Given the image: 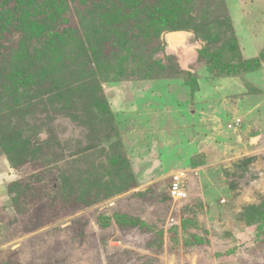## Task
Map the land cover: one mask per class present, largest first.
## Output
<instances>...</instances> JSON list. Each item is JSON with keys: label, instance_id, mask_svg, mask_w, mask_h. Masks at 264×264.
I'll use <instances>...</instances> for the list:
<instances>
[{"label": "rangeland", "instance_id": "obj_1", "mask_svg": "<svg viewBox=\"0 0 264 264\" xmlns=\"http://www.w3.org/2000/svg\"><path fill=\"white\" fill-rule=\"evenodd\" d=\"M147 1L0 0V264H264V0Z\"/></svg>", "mask_w": 264, "mask_h": 264}, {"label": "trees", "instance_id": "obj_2", "mask_svg": "<svg viewBox=\"0 0 264 264\" xmlns=\"http://www.w3.org/2000/svg\"><path fill=\"white\" fill-rule=\"evenodd\" d=\"M102 1H104V2H106L107 0H102ZM110 1V0H109ZM147 0H113V3H121L123 6H122V8L123 7H125V6H128L129 7V9L130 10H128V12H130V11H132V12H130V16H129V18H130V20H132V22H133V24L134 25H138L139 23H141L139 20L140 19H142V20H150V18H153L154 17V12H157V9H158V7L159 6H156L155 8H151V7H148L147 6ZM159 2V0H154V3H158ZM120 9V8H119ZM153 11V12H152ZM149 12H151V13H149ZM232 19V18H231ZM120 20V19H119ZM231 21V20H230ZM185 24L186 23H180V25H181V27H185ZM232 24V23H231ZM233 26V25H232ZM150 27V25H148V27L147 28H149ZM103 28V31H104V27H102ZM102 28L101 27H99L98 26V28L96 29V31H94V34L95 35H100L101 34V31H102ZM177 28V27H176ZM175 27L173 28V29H176ZM115 33V43H117L118 42V40H120V39H122V38H124V34H125V32L123 31V29H122V26H120V28L119 27H117V30H116V32H114ZM117 34H118V36H120V37H117ZM148 35L147 36H149V37H151L154 41H156L157 42V46H155V48H151V49H149V51L147 52L148 54H153L154 52H155V50L158 52V51H160V49L158 48L159 47V45H160V43H159V33H158V31H157V29H156V27L155 26H151V28L150 29H148V33H147ZM69 35H71V34H69ZM107 35V34H106ZM105 36V35H104ZM154 36V37H153ZM156 39V40H155ZM51 51H52V48L50 49ZM161 52V54L163 55L164 53H163V51H160ZM76 55H79L78 53L76 54ZM77 59V58H76ZM116 59V58H115ZM115 59H114V55H113V57H110L108 60H106L105 61V66H108V68H112V66H115L116 67V65H114V62H115ZM78 60V59H77ZM150 60H151V57H150ZM158 61H160L161 62V60L160 59H157ZM157 61V62H158ZM80 62V61H79ZM248 63H251V64H253V63H257V59L256 58H254V59H251V60H247V62H246V64H248ZM82 64V63H81ZM153 65V64H152ZM252 71H254V70H252ZM221 72H224V71H221ZM189 74V73H188ZM251 74V73H250ZM190 75V74H189ZM237 76H230V77H228V76H226V77H223V78H236ZM156 81H159V83L161 82V83H163L166 79H155ZM155 80H153V82H156ZM117 81H121V78H118L117 79ZM112 82V81H111ZM170 82V81H169ZM168 82V83H169ZM164 83H167V82H164ZM192 88V94L194 95L198 90H199V88H198V84L195 82V84L193 85V86H191ZM163 89V88H162ZM192 95V96H193ZM9 161V163L11 164V162H10V160H8Z\"/></svg>", "mask_w": 264, "mask_h": 264}, {"label": "crops", "instance_id": "obj_3", "mask_svg": "<svg viewBox=\"0 0 264 264\" xmlns=\"http://www.w3.org/2000/svg\"><path fill=\"white\" fill-rule=\"evenodd\" d=\"M238 4V8H239V10H243L242 9V3L241 2H239V3H237ZM245 15H244V13H243V16H242V14H241V12H240V19H238L235 23L233 22V18H232V22H233V24H234V26H235V28L238 30V32L240 31V33H241V31H248V32H250V30H252V29H250V24L249 25H247V22H249V20H247L246 19V17H244ZM240 20V21H239ZM253 23H256L255 25L256 26H259L260 25V23L259 22H257V21H255V22H253ZM252 28V27H251ZM262 28V27H261ZM251 33V32H250ZM248 35V34H247ZM247 35H246V38H247ZM251 43V42H250ZM249 47H251V48H248L249 50L248 51H251V52H255L256 53V55L255 56H251V57H249V58H247L246 60H251V59H254V58H257L259 55H258V51H255V45L253 44V42H252V44L251 45H249ZM247 51V52H248ZM246 53V52H245ZM247 54V53H246ZM248 55V54H247ZM249 56V55H248ZM224 80H226V81H228V82H230L231 81V83L232 84H234V83H236V82H238V83H240L239 81H241V80H238V78H226V79H224ZM170 83V82H169ZM169 83H164V85H155V84H153V83H151V84H153V86H156V87H154L153 88V86H152V88H150L151 90H153L154 89V92L156 91V89H158V88H160V91L161 92H159V95L157 96L158 97V99L157 100H159V99H161L160 97H163V95L164 96H168V85H169ZM160 86V87H159ZM168 86V87H167ZM144 88L145 89H147V86H144ZM163 88V89H162ZM166 88H167V91L165 92V90H166ZM199 92L201 91V89L200 90H198ZM196 92V94H199V92ZM144 92H146V91H144ZM149 92V91H148ZM135 94H136V92H135ZM142 94H143V92H142ZM166 94V95H165ZM200 95H202V94H200ZM200 95H198V97H200ZM211 94H208V95H204V98L205 99H202V97H201V99H202V102L201 103H199L198 105H196V107L197 108H199V107H201V106H204V105H208V103H210V102H214L218 97H217V94H215V95H211ZM150 96L152 97V96H154V95H152V94H150ZM156 96V95H155ZM197 97V98H198ZM151 100H153V98H151ZM203 100H204V102H203ZM160 105H161V103H160ZM141 108V107H140ZM177 120H179V119H177ZM256 126H258V124H256ZM188 133H190V132H188ZM186 134L187 133H185L184 131H181L180 130V136H181V138L184 140L185 139V137H186ZM185 141H183L182 143H184Z\"/></svg>", "mask_w": 264, "mask_h": 264}, {"label": "built area", "instance_id": "obj_4", "mask_svg": "<svg viewBox=\"0 0 264 264\" xmlns=\"http://www.w3.org/2000/svg\"><path fill=\"white\" fill-rule=\"evenodd\" d=\"M241 121L239 119H235L232 124L228 125L229 129H233L239 126ZM170 185L168 188V194L170 198L174 201H182L187 198V191L184 187V182L180 179V176L177 174L170 177Z\"/></svg>", "mask_w": 264, "mask_h": 264}, {"label": "water", "instance_id": "obj_5", "mask_svg": "<svg viewBox=\"0 0 264 264\" xmlns=\"http://www.w3.org/2000/svg\"><path fill=\"white\" fill-rule=\"evenodd\" d=\"M181 34V36H180ZM185 40V35L182 32L171 33L167 37V44L170 48H177L183 45Z\"/></svg>", "mask_w": 264, "mask_h": 264}, {"label": "bare ground", "instance_id": "obj_6", "mask_svg": "<svg viewBox=\"0 0 264 264\" xmlns=\"http://www.w3.org/2000/svg\"><path fill=\"white\" fill-rule=\"evenodd\" d=\"M180 36H181V34H180ZM185 41V40H184ZM184 43V42H183Z\"/></svg>", "mask_w": 264, "mask_h": 264}]
</instances>
